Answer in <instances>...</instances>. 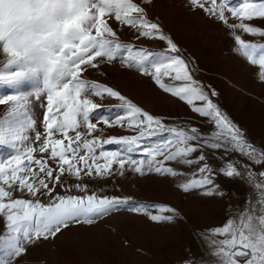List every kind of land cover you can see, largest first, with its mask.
I'll list each match as a JSON object with an SVG mask.
<instances>
[{
  "label": "snow or ice",
  "instance_id": "6c2138e0",
  "mask_svg": "<svg viewBox=\"0 0 264 264\" xmlns=\"http://www.w3.org/2000/svg\"><path fill=\"white\" fill-rule=\"evenodd\" d=\"M188 5L231 29L234 50L259 66V79L264 81V43L247 42L236 34L241 30L264 37V29L245 22L264 19V0H242L238 6L229 0H188ZM226 13L238 23H229ZM112 18L135 30L136 40H159L166 47L155 51L142 44L122 43L109 24ZM0 54V85L13 89L0 97V105L5 106L0 145L12 150L0 159V215L6 222V234L0 235V264H24L25 254L37 242L54 240L75 226H93L122 210L143 214L156 223L179 216L167 205L99 195L83 182L85 177L114 178L126 171L141 176L183 175L166 166L175 161L199 165L194 178L178 184L183 192L198 189L203 196H223L216 183L218 175L242 178L246 172L252 179L256 173L249 164H243L245 171H241L236 161L216 167L205 149L220 160L223 157L215 156L217 151L225 156L238 152L255 164L264 163V149L246 141L243 129L213 99L219 95L216 89L195 79L191 62L174 38L148 19L146 9L133 0H0ZM117 59L150 77L160 90L187 104L212 127L204 132L188 123H168L115 88L83 78L89 69L98 70L105 61ZM93 97L116 99L119 111L109 108L97 114L102 105ZM37 107L43 111L42 131ZM101 123L132 134L105 138L104 129L98 127ZM111 144L120 145L121 150H106ZM259 175L264 177V171ZM255 187L261 190L259 215L254 205L249 207V199L243 208L229 205L226 222L207 230L205 239L224 237L210 240L215 246L212 255L220 264H264V183L257 182ZM14 193L29 198H17Z\"/></svg>",
  "mask_w": 264,
  "mask_h": 264
},
{
  "label": "rangeland",
  "instance_id": "374dc122",
  "mask_svg": "<svg viewBox=\"0 0 264 264\" xmlns=\"http://www.w3.org/2000/svg\"><path fill=\"white\" fill-rule=\"evenodd\" d=\"M133 2L144 7L148 19L159 23L174 38L183 56L191 62L195 79L216 89L219 95L213 99L243 129L246 141L264 149V81L259 79V66L252 65L234 50L232 30L222 22L210 18L202 10H191L188 0H152L151 4H144L143 0ZM241 2L242 0H229L232 6H238ZM226 15L229 23H238L230 13ZM245 22L264 29V19ZM109 24L117 31L122 43L142 44L155 51L166 47L159 40H136L138 33L127 26L118 25L114 18L109 20ZM236 34L247 42L258 45L264 43V37L259 35L245 34L241 30H237ZM124 55V52L119 53L120 57ZM2 60L3 55L0 54V61ZM83 78L115 88L144 110L167 118L168 123H188L204 132L212 127L205 118L191 112L187 104L164 93L150 77L125 67L119 59L111 63L105 61L98 70L89 69L83 74ZM27 87L25 86L26 89ZM12 92L13 89L0 85V97ZM93 99L102 105L97 114H103L109 108L114 113L119 111L115 107L119 101L114 98ZM4 111L5 106L0 105V117ZM36 116L42 131L39 121H42L43 111L39 107L36 109ZM93 122H96L95 118ZM98 127L104 129L105 138L132 134L119 127L109 129L102 123ZM105 149L119 151L121 146L111 144L106 145ZM205 152L209 155L210 163L216 167L227 161H236L238 169L245 171L242 165L249 164L256 175L252 179L246 172L242 178L218 175L216 183L224 192L223 196H203L198 189L183 192L178 184L194 178L193 174L199 165L185 166L175 161L166 162V166L173 167L183 175L172 177L147 173L141 176L126 171L123 176L117 174L114 178L85 177L83 182L99 195L131 197L138 203L167 205L176 209L179 216L172 222L156 223L143 214L126 210L115 212L93 226H75L64 230L54 240L37 242L25 254L24 264H220L212 255L215 246L210 244V240L219 241L224 237L205 239L207 230L226 222L230 212L229 205L233 209L243 208L249 199V207L254 205L256 215H259L261 205L258 199L261 190L255 185L257 182L264 183V177L259 175L264 171V163L255 164L238 152L225 156L222 151H217L215 156H222L223 160L216 159L210 149H205ZM10 154L12 150L9 147L0 145V159H6ZM57 191L60 189L57 188ZM72 194L80 193L73 191ZM14 196L29 198L19 193H14ZM4 234L6 222L0 215V235ZM2 254L3 250L0 249V255Z\"/></svg>",
  "mask_w": 264,
  "mask_h": 264
}]
</instances>
